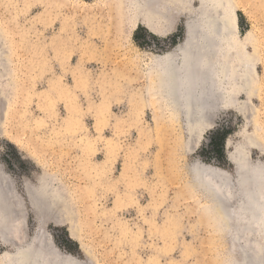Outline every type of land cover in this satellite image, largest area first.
Masks as SVG:
<instances>
[{
    "label": "rangeland",
    "instance_id": "1",
    "mask_svg": "<svg viewBox=\"0 0 264 264\" xmlns=\"http://www.w3.org/2000/svg\"><path fill=\"white\" fill-rule=\"evenodd\" d=\"M109 3L0 0V168L20 199L12 223L22 217L3 229L0 264L43 235L44 246L82 264H242L243 244L217 225L193 166L216 167L233 181L228 154L238 143L264 166V153L245 143L258 133L264 151V0H234L249 91L217 102L206 116L211 126L193 135L152 97L151 62L184 42L187 23L202 16L184 10L198 2L178 12L161 0L165 35L116 17ZM48 181L55 207L67 212L56 224L39 192Z\"/></svg>",
    "mask_w": 264,
    "mask_h": 264
},
{
    "label": "bare ground",
    "instance_id": "2",
    "mask_svg": "<svg viewBox=\"0 0 264 264\" xmlns=\"http://www.w3.org/2000/svg\"><path fill=\"white\" fill-rule=\"evenodd\" d=\"M111 1L109 7L115 11L116 17L122 19L126 14L139 18L142 24L156 35L170 32L169 20L162 16L157 8L161 0ZM188 1L167 0L178 12L188 7ZM194 1L198 2L196 9L186 8L184 11L201 13L202 16L194 24L187 23L184 42L172 51L154 55L152 62L150 61L154 73L152 97L161 99L163 104L160 108L172 114L180 124L185 122L191 135L211 126L212 121L207 122L206 116L209 117L217 102L224 105L233 102L234 94L247 93L251 83V64L244 46L247 40L241 42L235 36L234 0ZM97 9L100 11L101 6ZM120 19L117 21L120 22ZM247 134V146L264 153L258 133ZM243 145L238 143L228 154V159L234 166L233 181L224 177L223 171L209 165L196 163L193 171L199 184L211 193L217 225L223 227L231 236L234 234L243 244L242 264H264V166H260L258 161L249 160ZM39 179L44 182L43 177ZM11 184L9 177L0 168L2 241L6 239L3 229L6 231L7 228L10 229L7 226L12 225L17 228L22 222L21 215L18 216L21 211L20 199ZM43 184L39 192L51 202L47 209L50 215L48 221L60 223L67 218L64 215L67 214L65 206L56 208L57 196L51 181ZM24 189L34 211L44 210L43 207L39 208L41 205L37 203L35 195L33 196V189L28 181L24 182ZM12 209L18 213L16 222L13 223L14 217L10 216H13ZM43 241L44 235L36 238L35 242L25 246L26 248L19 249L14 255L6 254L2 257L6 258L9 264H82L69 255L59 256L51 245L44 246ZM255 248L258 251L254 254L251 250H256Z\"/></svg>",
    "mask_w": 264,
    "mask_h": 264
},
{
    "label": "water",
    "instance_id": "3",
    "mask_svg": "<svg viewBox=\"0 0 264 264\" xmlns=\"http://www.w3.org/2000/svg\"><path fill=\"white\" fill-rule=\"evenodd\" d=\"M224 174V177H226L227 179H229V175L228 174H225V173H223Z\"/></svg>",
    "mask_w": 264,
    "mask_h": 264
},
{
    "label": "trees",
    "instance_id": "4",
    "mask_svg": "<svg viewBox=\"0 0 264 264\" xmlns=\"http://www.w3.org/2000/svg\"><path fill=\"white\" fill-rule=\"evenodd\" d=\"M222 136H223V134H222Z\"/></svg>",
    "mask_w": 264,
    "mask_h": 264
}]
</instances>
